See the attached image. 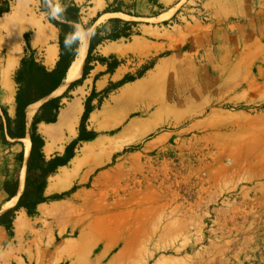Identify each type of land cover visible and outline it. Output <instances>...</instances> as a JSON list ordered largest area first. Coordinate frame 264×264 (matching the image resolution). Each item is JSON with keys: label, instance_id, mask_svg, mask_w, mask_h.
<instances>
[{"label": "rangeland", "instance_id": "1", "mask_svg": "<svg viewBox=\"0 0 264 264\" xmlns=\"http://www.w3.org/2000/svg\"><path fill=\"white\" fill-rule=\"evenodd\" d=\"M228 5L229 0H178L175 16L162 22L154 20L162 8L157 0L109 9L130 15L135 6L132 23L162 25L163 36L154 39L169 46L130 76L128 83H138L127 97L121 98V90L113 94L115 126L89 132L96 136L82 148L96 140L120 147L102 165L92 166L74 202L52 206L70 221L52 250L67 245L62 257L69 249L77 254L73 263L59 264H144L151 254L147 264L239 263L236 253L245 247L248 225L235 223L234 214L231 222L227 215L218 221L217 209L227 207L223 203L236 188H264V9L239 17L228 14ZM13 15L4 17L1 29L10 26ZM92 20L84 17L82 23ZM108 21L96 23L103 25L95 28L101 37L112 28ZM1 29L0 66L7 56V46L1 47L13 37L5 41ZM157 58H164L162 65L148 71ZM141 106L149 108L139 111ZM133 121L132 134L121 140L126 143L115 142ZM106 153L96 151L84 164L93 165ZM19 170L18 161L0 159V193L5 185L18 184ZM3 201L0 216L6 212ZM252 207L237 209L238 216L250 220ZM104 225L109 235L103 240L79 242L99 237ZM260 250L264 253V245ZM29 251L33 256L21 252L18 258H39L36 246ZM241 259L249 262L244 255Z\"/></svg>", "mask_w": 264, "mask_h": 264}, {"label": "crops", "instance_id": "2", "mask_svg": "<svg viewBox=\"0 0 264 264\" xmlns=\"http://www.w3.org/2000/svg\"><path fill=\"white\" fill-rule=\"evenodd\" d=\"M0 1L8 3L10 8L8 13L0 15V22H2L4 17L14 14L12 17V23L7 29H1L0 23L1 31L5 33L3 39L6 41V39H9V37L13 36L12 39L16 38V44H18L21 49L20 58L18 59L10 77L14 84L13 87L15 91L13 114L10 113L9 105L4 102V93L2 87L0 86V104L1 106L8 107L4 109L6 110L8 117L10 119H14L16 85L12 80V76H14L15 71L19 69L20 62L23 58H31L45 71H52L59 60L60 33L56 27L48 22L46 15L41 11L40 0ZM66 1H72L80 8L81 21L84 19V17L86 19H97L90 31L103 26L99 25L95 27L96 23L100 19L103 20L102 24H104V21L111 19H119L125 22L137 21V17L134 15V10L138 13V8L135 6L138 5L139 0ZM177 1L178 0H157V5L161 6L162 8L159 14L155 16L154 20L162 22L172 19L176 14V9L173 7ZM118 3H122L124 5L134 4L135 6L133 10L129 11L130 15L123 14L121 12L113 13L112 10H109L111 8L117 7ZM148 7L151 11L156 9L154 7ZM262 9H264V0H229L228 14L245 17L247 16L248 12H260ZM83 25H86V23H83ZM162 27V25L151 26L146 24H136L135 27H132V31L135 33V35L131 36L130 39L120 38L114 42L105 41L101 43L94 48L90 55V69L87 71L85 78L83 80L81 79V73V76L76 81L72 82L75 83L81 80L79 84L68 91V87L72 83L63 86L64 80L67 76L66 72L65 78L59 88H57L49 97L38 102H34L25 109V126L27 132L26 137L24 139H0V159L6 158L9 160H15L20 164L19 182L16 196L14 197L17 198V200L12 205V207L6 209V211L12 209L16 205L19 195L22 192H19L20 178L23 168L26 170L27 162V160L24 162L22 143L26 138H28L30 142L28 132L31 129L34 117L39 113L40 107L48 100L64 95L60 101V108L57 113L56 121L54 123L41 122L36 127V133L44 141L42 153L46 161H50L55 158L62 159L65 149L72 143L77 142L79 137V126L84 113V103L92 93L95 95L92 105L96 106L98 100H102V103L99 108L94 109L89 114L88 120L85 124V130L82 132V135L88 136V134H90L89 132L91 131H104L107 128L115 126L119 116L114 115L113 109L110 106V103H112V96L117 90H121V93L123 91L124 93H128L129 90H132L135 87V85L138 83V80L124 84L123 86L114 90L112 93L108 94L106 97L103 96V92L106 90L109 84H117L123 80L125 76L135 75L137 70L143 64L151 61L156 56H159L164 51L168 50L169 44L166 40H161V38L157 40L154 39L156 34H158L160 37L163 36L164 33ZM25 34L28 36L27 41L24 40ZM8 42L6 41L5 45L1 48L5 47ZM99 58L106 59L108 62L114 58L119 62V65L112 73H108L107 65L100 63L98 61ZM163 61L164 58H157L151 70L148 71H152L156 67L162 65ZM3 65L4 63L1 65V67ZM148 71L146 73H148ZM31 107H34L35 110L31 118H29L27 110ZM143 107L149 108L148 106ZM135 126L136 122H131L117 134V137L119 136V138L121 137L124 139L129 133L132 134V128ZM84 143L86 142H78L74 148L73 158H71L65 166L58 167L56 173L48 178L44 196L48 198L54 195H60L69 192L72 188H76L73 193L60 201H48L46 203L39 204L36 208L37 214L35 216H28L24 209H19L16 211L15 217L12 221V236H9L6 229L3 226H0V264H36V260L38 261V264H59L60 261L56 262L57 251L54 252L52 249L56 244L57 239L61 237V234L68 231L67 224L70 221L66 215L62 217L61 213H59L52 206H59L74 202L76 198V192L82 189L83 186H85L90 180L92 174V165H85L84 161L97 150L86 157L83 156L82 151L84 148H82V146ZM20 157L23 159L22 162L18 160ZM76 161L80 163L75 164L77 163ZM50 188L52 189L51 192H49ZM3 198L4 206L14 199H10L9 195L4 190L0 193V199ZM226 201L228 202H224L223 204L227 207H222L221 205L217 209L218 221H221L220 217L227 215V222H231V217H233L234 214L235 219L237 218L235 223L241 222L246 223L244 226L248 225L247 228L249 235L245 233V235L242 237L245 247L236 253L238 256L240 255L239 263L237 264H245L241 259V255H244L246 258H248L249 262L246 264H264V258H261L264 253H262L260 250L261 246L264 245V239L262 238L264 237V230L261 231L260 227L261 224L264 225V221L260 216L261 214H264V188L259 185L236 188L232 191L231 198ZM251 205L253 206L252 208L255 209V213L251 214L250 220H248V217L250 216H238L239 213L237 209L250 207ZM19 216H21V219L17 222ZM247 245H249L248 249ZM32 246H36L40 251L38 259L33 257L31 262H29L27 257L26 261L23 258H18L21 252L22 254L30 253L33 256V252L29 251V248H32Z\"/></svg>", "mask_w": 264, "mask_h": 264}, {"label": "trees", "instance_id": "3", "mask_svg": "<svg viewBox=\"0 0 264 264\" xmlns=\"http://www.w3.org/2000/svg\"><path fill=\"white\" fill-rule=\"evenodd\" d=\"M41 2V11L45 14L46 9ZM61 4L66 7L64 13V19L62 22L52 20L46 16L48 22L59 30V60L55 68L47 72L39 64H37L31 58H23L20 62V67L15 71L13 81L16 85L15 94V117L10 119L5 109L1 108L0 111V139H24L27 135L25 126V109L32 103L38 102L44 98L49 97L57 88H59L65 78L68 67L76 54L77 46L74 50L69 52L63 47V40L65 36L73 31V27L76 24L83 25L81 21L80 8L76 6L72 1L61 0ZM10 10L8 3L0 1V15L8 13ZM113 13L119 12L117 9L112 11ZM46 15V14H45ZM97 19L92 20L91 23L83 25L87 30H91L93 24ZM112 25V28L103 30L105 36L101 37L102 31L93 30L95 36L89 40V46L85 63L82 70V80L85 78L90 62V55L94 48L105 41H117L120 38L130 39L135 35L132 31V27L136 23L123 22L119 19H112L108 21ZM107 31V32H106ZM27 35H24V40L27 41ZM98 61L104 65H107V72L112 73L119 62L116 59H111L108 62L106 59L99 58ZM130 76H125L123 80L117 84H109L106 90L103 92V96L106 97L117 88L131 81ZM81 82L72 83L68 87V91ZM64 97H57L45 102L39 109L38 115L33 119L32 126L28 132L31 151L26 162L25 180L23 192L20 195L16 205L4 212L0 216V226H3L8 232L9 236H12V221L15 217V212L19 209H24L28 216H35L37 214L36 208L39 204L46 203L48 201H60L68 197L75 191L76 188H72L69 192L54 195L51 197H45L44 191L47 185V180L50 176L56 173V170L60 166H65L67 162L74 156V148L78 142H87L95 138V134L90 136H83L82 132L85 130V124L88 120L89 114L96 108H99L102 100H98L96 106L92 105V101L95 98L92 93L84 103V113L81 118L79 126V137L77 142L72 143L65 149V153L62 159L55 158L50 161H46L42 153L44 146L43 139L36 133V127L39 123H54L56 121L57 113L60 108V101ZM22 162V157L18 159ZM18 184L15 183L10 189L5 185V191L9 195V198L16 196Z\"/></svg>", "mask_w": 264, "mask_h": 264}, {"label": "bare ground", "instance_id": "4", "mask_svg": "<svg viewBox=\"0 0 264 264\" xmlns=\"http://www.w3.org/2000/svg\"><path fill=\"white\" fill-rule=\"evenodd\" d=\"M20 1V0H18ZM1 23V22H0ZM7 56H6V60L4 62V65L0 68V86L2 87V90H3V93H4V102L6 104H8L10 106V113L13 114V110H14V88L12 86V82H10V77L12 75V72L16 66V63L18 61V59L20 58V52H21V49L20 47L18 46V44H16V38L10 40L8 43H7ZM87 47H88V40H85L81 43V46H80V54L77 58V60L73 63L72 67L70 68L69 72L67 73V76L64 80V85L63 86H66L74 81H76L80 76H81V73H82V67H83V63H84V59L86 57V53H87ZM65 88V87H64ZM127 97V93H124V91L121 93V98H125ZM34 110L35 108L34 107H31L27 110V114H28V117L31 118V116L33 115L34 113ZM147 110V107H143L141 106L140 110L139 111H146ZM120 140V142H119ZM123 139H115V142H119V143H122L123 141H121ZM129 142V141H128ZM123 143H126L123 142ZM23 153H24V162L27 160L28 156H29V152H30V142L28 140V138H26L24 141H23ZM124 146V145H123ZM120 147V146H119ZM119 147L115 146L113 147L112 145V142L110 141L108 144L106 143V141L104 140H97L95 142H93L90 146H87V147H84V150L82 151L83 153V156H87L89 154H92L94 151H103L105 152L106 150H108V153H106V156H104L99 162H95L92 166H99V165H102L105 161L109 160L110 159V156H109V153H111V151L115 150V149H118ZM114 153V152H113ZM77 163L75 164H78L80 162L76 161ZM83 163V162H82ZM25 166V165H24ZM106 166V165H105ZM76 167V166H75ZM77 168V167H76ZM24 174H25V168H23L22 170V173H21V178H20V191H22L23 189V184H24ZM78 181V180H77ZM52 189L50 188L49 189V192H51ZM17 198H14L12 201H10L9 203L6 204L5 206V209H8L10 207H12V205L16 202ZM105 214V213H104ZM113 218V217H112ZM115 218V217H114ZM117 218V217H116ZM21 219V216L18 217L17 219V222L20 221ZM105 220V219H104ZM115 220V219H114ZM101 220H98L97 222H99ZM106 221V220H105ZM108 222V221H107ZM117 222V221H116ZM110 223V222H109ZM118 223V222H117ZM116 223V224H117ZM18 224V223H17ZM114 224V221L113 223ZM110 225V224H109ZM115 226V225H113ZM109 227V226H108ZM118 227L120 226H115V228L118 229ZM113 229V228H112ZM122 229V227H121ZM120 229V230H121ZM128 229V228H127ZM131 229V228H130ZM115 229H113V232H114ZM129 230V229H128ZM125 231V230H123ZM131 231V230H130ZM111 234H112V231H110ZM109 233V231H107V228L105 227V225L103 226V229L102 231L99 232V237L96 236L94 238H92L91 240H87L85 239L84 237H80L79 238V242L81 244H89L90 242L92 241H96L97 242V238L98 241L100 240H103V236L104 235H109L107 234ZM130 233V232H129ZM103 238V239H102ZM99 241V242H100ZM103 242V241H102ZM111 242H114V241H111ZM110 244V243H109ZM104 245V244H103ZM107 245V244H106ZM67 245H65L63 248H61V250L59 249L57 251V260L56 262H59V261H62V260H65L66 262L69 261L70 263H73L75 260H77V254L73 251H71L70 249L68 250V253H66V256L62 257L61 254L62 252L67 248L66 247ZM114 245H112L113 247ZM104 248V247H103ZM114 248V247H113ZM107 250V249H106ZM104 251L101 252V254H103ZM106 254V253H105ZM155 254H151L150 255V258H153ZM149 258V259H150ZM149 259L144 263V264H147Z\"/></svg>", "mask_w": 264, "mask_h": 264}, {"label": "clouds", "instance_id": "5", "mask_svg": "<svg viewBox=\"0 0 264 264\" xmlns=\"http://www.w3.org/2000/svg\"><path fill=\"white\" fill-rule=\"evenodd\" d=\"M42 4L46 9L45 14L50 21H63L66 7L60 3V0H42ZM94 36V32L76 24L73 27V31L65 36L63 40V47L65 50L71 52L74 50L75 46H78L85 40H90Z\"/></svg>", "mask_w": 264, "mask_h": 264}, {"label": "water", "instance_id": "6", "mask_svg": "<svg viewBox=\"0 0 264 264\" xmlns=\"http://www.w3.org/2000/svg\"><path fill=\"white\" fill-rule=\"evenodd\" d=\"M80 46H81V43L78 45L77 52H76V54H75V56H74V58H73V60H72V62H71V64H70V66H69V68H68L67 73L69 72V70H70V68L72 67L73 63L77 60V58H78V56H79V54H80Z\"/></svg>", "mask_w": 264, "mask_h": 264}]
</instances>
